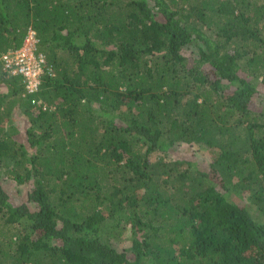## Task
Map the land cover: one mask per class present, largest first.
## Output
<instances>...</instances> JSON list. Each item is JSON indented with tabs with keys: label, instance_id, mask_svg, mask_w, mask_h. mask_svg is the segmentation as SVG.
<instances>
[{
	"label": "trees",
	"instance_id": "trees-1",
	"mask_svg": "<svg viewBox=\"0 0 264 264\" xmlns=\"http://www.w3.org/2000/svg\"><path fill=\"white\" fill-rule=\"evenodd\" d=\"M29 30L38 94L0 67V264H264V0H0V56Z\"/></svg>",
	"mask_w": 264,
	"mask_h": 264
},
{
	"label": "built area",
	"instance_id": "built-area-1",
	"mask_svg": "<svg viewBox=\"0 0 264 264\" xmlns=\"http://www.w3.org/2000/svg\"><path fill=\"white\" fill-rule=\"evenodd\" d=\"M37 46L36 34L29 30L20 47L8 50L0 56L1 71L10 76H20L25 95L38 94L47 70L46 58L38 51Z\"/></svg>",
	"mask_w": 264,
	"mask_h": 264
},
{
	"label": "rangeland",
	"instance_id": "rangeland-1",
	"mask_svg": "<svg viewBox=\"0 0 264 264\" xmlns=\"http://www.w3.org/2000/svg\"><path fill=\"white\" fill-rule=\"evenodd\" d=\"M3 90L5 91V88L2 87ZM2 88H0V91H3ZM16 100V101H15ZM13 102L11 105V109L8 112L9 114L7 117L4 119L6 120L5 122V135L10 136L12 139H19L23 134L25 127H27L26 124V115L23 114V108L18 107V102L17 99H13ZM182 152H192V149H186L185 146L181 147ZM6 168H1L2 171H4ZM8 187H11L10 185ZM17 190L18 196H21L19 200L24 199V189L19 187L15 188ZM123 226V225H122ZM124 230L121 234V236H118L115 238H119L117 241V248L119 250H128L130 247V240H129V229L127 227H122ZM113 241V240H112Z\"/></svg>",
	"mask_w": 264,
	"mask_h": 264
}]
</instances>
